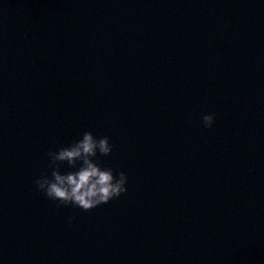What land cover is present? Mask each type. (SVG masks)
<instances>
[{
	"label": "clouds",
	"instance_id": "1",
	"mask_svg": "<svg viewBox=\"0 0 264 264\" xmlns=\"http://www.w3.org/2000/svg\"><path fill=\"white\" fill-rule=\"evenodd\" d=\"M214 122L215 114L203 115L205 128H212ZM112 150L109 137L97 138L91 131H86L71 144L47 152V169L34 184L46 198L56 202L57 207L73 206L90 212L128 191L125 172L114 174L112 168L101 166L99 156H109ZM64 165L71 170L61 172ZM74 219V216L68 217V223Z\"/></svg>",
	"mask_w": 264,
	"mask_h": 264
}]
</instances>
